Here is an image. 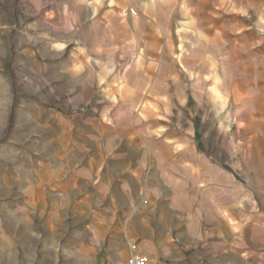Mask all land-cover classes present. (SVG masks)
<instances>
[{"label":"crops","instance_id":"crops-1","mask_svg":"<svg viewBox=\"0 0 264 264\" xmlns=\"http://www.w3.org/2000/svg\"><path fill=\"white\" fill-rule=\"evenodd\" d=\"M0 17L36 44L12 76L60 114L34 218L91 221L96 264H264V0H0Z\"/></svg>","mask_w":264,"mask_h":264},{"label":"rangeland","instance_id":"rangeland-1","mask_svg":"<svg viewBox=\"0 0 264 264\" xmlns=\"http://www.w3.org/2000/svg\"><path fill=\"white\" fill-rule=\"evenodd\" d=\"M28 42L20 33L0 26V264H82L86 257L96 264L106 251L96 245L95 254L85 256L79 247L90 238L91 221L65 215L45 222L33 217L29 204L35 180L43 174L39 168L45 157L49 159L43 148L44 124L57 128L60 114L46 104V97L55 98L51 89L35 86L24 91L25 79L12 76V62L19 61L22 52L37 50L33 41Z\"/></svg>","mask_w":264,"mask_h":264},{"label":"built area","instance_id":"built-area-1","mask_svg":"<svg viewBox=\"0 0 264 264\" xmlns=\"http://www.w3.org/2000/svg\"><path fill=\"white\" fill-rule=\"evenodd\" d=\"M150 259L147 254L142 253H135L127 258L125 262H113L111 264H149Z\"/></svg>","mask_w":264,"mask_h":264},{"label":"trees","instance_id":"trees-1","mask_svg":"<svg viewBox=\"0 0 264 264\" xmlns=\"http://www.w3.org/2000/svg\"><path fill=\"white\" fill-rule=\"evenodd\" d=\"M13 113L10 115V121H9V131L12 130V127H13Z\"/></svg>","mask_w":264,"mask_h":264}]
</instances>
